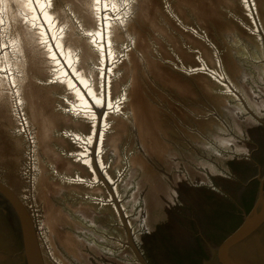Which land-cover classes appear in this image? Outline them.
<instances>
[{
    "label": "water",
    "instance_id": "1",
    "mask_svg": "<svg viewBox=\"0 0 264 264\" xmlns=\"http://www.w3.org/2000/svg\"><path fill=\"white\" fill-rule=\"evenodd\" d=\"M0 264H264V0H0Z\"/></svg>",
    "mask_w": 264,
    "mask_h": 264
}]
</instances>
